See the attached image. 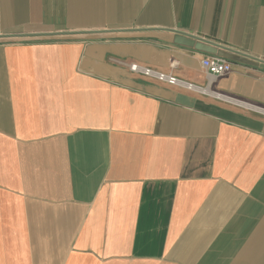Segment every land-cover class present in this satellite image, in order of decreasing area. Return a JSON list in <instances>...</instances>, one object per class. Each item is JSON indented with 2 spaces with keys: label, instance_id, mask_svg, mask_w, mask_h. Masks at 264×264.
I'll return each mask as SVG.
<instances>
[{
  "label": "crops",
  "instance_id": "obj_1",
  "mask_svg": "<svg viewBox=\"0 0 264 264\" xmlns=\"http://www.w3.org/2000/svg\"><path fill=\"white\" fill-rule=\"evenodd\" d=\"M260 60L264 0H0V264H264Z\"/></svg>",
  "mask_w": 264,
  "mask_h": 264
},
{
  "label": "built area",
  "instance_id": "obj_2",
  "mask_svg": "<svg viewBox=\"0 0 264 264\" xmlns=\"http://www.w3.org/2000/svg\"><path fill=\"white\" fill-rule=\"evenodd\" d=\"M172 64V63H171ZM201 66L202 68L206 71V73L209 76H216V75H224L229 72L231 69V62L228 61L226 58L219 56V55H214V56H205L204 58L201 59ZM129 68L131 71L138 73V74H143L145 76L157 78L162 81H166L168 84H178L180 83L175 76L173 75H166L164 73H160L158 71H153L149 68H146L141 65H137L135 63L130 64ZM264 80V76H263Z\"/></svg>",
  "mask_w": 264,
  "mask_h": 264
},
{
  "label": "water",
  "instance_id": "obj_3",
  "mask_svg": "<svg viewBox=\"0 0 264 264\" xmlns=\"http://www.w3.org/2000/svg\"><path fill=\"white\" fill-rule=\"evenodd\" d=\"M179 36L178 37H180V38H178L177 39V42L179 41V42H181V43H187V44H189V45H192L193 44V42L195 41V40H202L203 42H206V43H208V44H211V45H214V43L212 44V43H210V42H208V41H206V40H204V39H201V38H196V37H194L193 35H189V34H187V33H179L178 34ZM183 38H188V39H183ZM181 39H183V40H181ZM190 39H192V40H190ZM194 40V41H193ZM197 49H202V50H208L209 49V47L208 46H205L204 44H200L199 45V47H196ZM260 66L261 67H263L264 68V61L263 60H260Z\"/></svg>",
  "mask_w": 264,
  "mask_h": 264
}]
</instances>
